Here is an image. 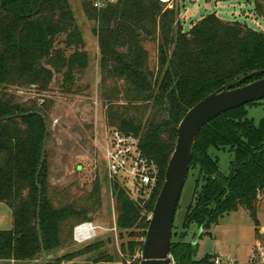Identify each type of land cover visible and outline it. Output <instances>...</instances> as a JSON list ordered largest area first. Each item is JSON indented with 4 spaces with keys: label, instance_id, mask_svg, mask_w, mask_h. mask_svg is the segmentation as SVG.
Masks as SVG:
<instances>
[{
    "label": "trees",
    "instance_id": "16d2710c",
    "mask_svg": "<svg viewBox=\"0 0 264 264\" xmlns=\"http://www.w3.org/2000/svg\"><path fill=\"white\" fill-rule=\"evenodd\" d=\"M254 3L264 21V0ZM81 4L88 20L96 24L106 125L110 131L136 137L159 171L149 201L144 189L138 187L135 197L133 190L110 180L120 239L138 238L127 243L133 258L143 251L177 144L176 127L210 94L264 70V33L216 14L185 31L179 12L166 9L159 0H120L100 12L90 0ZM88 66L86 42L70 0H0V205L13 219L12 229L0 230V264L43 259L42 245L47 256L72 247L75 227L93 222L102 209V186L97 181L90 191L50 186L47 150L37 182L55 104L45 97L57 77L62 79V94H82L88 88L79 85V78ZM31 89L37 92L36 99L22 100L13 93ZM259 103L214 119L198 135L189 171L197 173L195 193L184 218L185 232L172 242L175 264H212L213 256L197 261V245L185 241L192 225L209 230L240 208L256 220L257 204L264 196V119L259 123L250 119L247 107ZM214 152L230 156L228 172L221 171V159ZM105 248L97 241L48 264L87 256L84 264H117ZM121 249L125 254L124 243Z\"/></svg>",
    "mask_w": 264,
    "mask_h": 264
},
{
    "label": "rangeland",
    "instance_id": "374dc122",
    "mask_svg": "<svg viewBox=\"0 0 264 264\" xmlns=\"http://www.w3.org/2000/svg\"><path fill=\"white\" fill-rule=\"evenodd\" d=\"M70 3L86 42L89 60L87 71L79 78V85L83 89H88L82 94L64 95L60 92L62 79L57 77L52 85V92L45 97L52 99L55 103L50 114L51 138L49 142L47 140L46 145L49 184L53 189L70 187L74 191L85 188L90 191L95 181L99 182L100 187L102 186V209L94 216L93 223L105 231L98 229V238L92 242L83 245L73 242L72 247L57 251L47 257L48 260L55 262L67 251H75L102 241L106 245L107 252L116 257L117 264H140L142 252L138 251L132 258L127 245L128 242L136 241L138 238H130L125 235L122 240L119 230L116 232L112 230L115 227L117 211L104 157L110 130L106 125V107L101 95L103 89L100 53L98 39L94 34L96 24L86 17L81 0H70ZM175 9L179 12L180 23L185 31H189L203 17L216 14L225 21L245 23L252 29L264 33V21L255 10L254 0H177ZM157 59L158 54L152 61L153 68L156 66ZM13 93L22 100H32L38 97L37 92L33 89L14 90ZM42 102L40 100L39 103ZM247 109L248 117L256 123L264 119V100L258 105L247 107ZM214 153L221 159V171L228 172L230 156L224 152ZM196 177L197 173L191 171L185 184L175 217L176 236L173 242H177L185 232L184 218L195 193ZM118 183L133 190L135 197H137V193H140L136 183L131 180L121 179L118 180ZM149 199L146 197V200L149 201ZM256 220L249 211L240 208L237 212L222 218L218 225H213L209 230H203L197 244V261H201L207 256L214 258L220 255L226 261L250 264L251 258L258 252L259 242H262L259 241V233L262 239L264 238V199L257 204ZM12 226L11 211L6 206H1V230L12 229ZM198 231V228L192 225L185 241H194ZM123 243L126 245L125 254L121 249ZM88 258V256L82 257L73 262L62 264H84L89 260ZM43 262V259H39L24 264H43Z\"/></svg>",
    "mask_w": 264,
    "mask_h": 264
},
{
    "label": "water",
    "instance_id": "95a60500",
    "mask_svg": "<svg viewBox=\"0 0 264 264\" xmlns=\"http://www.w3.org/2000/svg\"><path fill=\"white\" fill-rule=\"evenodd\" d=\"M262 76L264 70L252 72L220 88L191 108L176 127L177 144L166 169L164 184L154 205L140 264H174L171 249L175 217L188 179L198 135L214 119L240 107L264 100V78L247 84L248 81ZM46 145L47 138L37 174L38 183L45 162ZM202 232L203 228L199 229L193 245L198 244ZM40 238L42 241L41 232ZM42 254L44 264H48L43 245Z\"/></svg>",
    "mask_w": 264,
    "mask_h": 264
},
{
    "label": "built area",
    "instance_id": "2783aa9c",
    "mask_svg": "<svg viewBox=\"0 0 264 264\" xmlns=\"http://www.w3.org/2000/svg\"><path fill=\"white\" fill-rule=\"evenodd\" d=\"M177 0H159L166 9H175ZM96 11L105 10L120 3V0H90ZM107 147L104 157L107 167V176L111 181L128 179L136 183L146 191V197H150L159 183V171L153 162H150L140 149L139 140L120 131L109 132ZM151 218V217H150ZM113 231H117L115 222ZM98 228L93 222H85L75 227L74 241L83 245L98 238ZM212 264H237L234 261H226L222 256H215ZM250 264H264V246L258 247V252L251 258Z\"/></svg>",
    "mask_w": 264,
    "mask_h": 264
},
{
    "label": "crops",
    "instance_id": "0c3cea01",
    "mask_svg": "<svg viewBox=\"0 0 264 264\" xmlns=\"http://www.w3.org/2000/svg\"><path fill=\"white\" fill-rule=\"evenodd\" d=\"M106 121V120H105ZM262 199H264V196H263V198ZM261 199V200H262ZM2 205H0V207H1ZM0 230H1V228H0ZM260 232V231H259ZM261 233H262V231H261ZM263 233H264V230H263ZM264 239V238H263ZM262 239V237H261V235H260V233H259V241H262V242H259V244H258V247H260V246H264V240ZM218 256H220V255H218Z\"/></svg>",
    "mask_w": 264,
    "mask_h": 264
}]
</instances>
